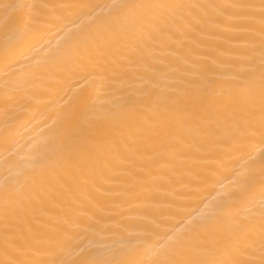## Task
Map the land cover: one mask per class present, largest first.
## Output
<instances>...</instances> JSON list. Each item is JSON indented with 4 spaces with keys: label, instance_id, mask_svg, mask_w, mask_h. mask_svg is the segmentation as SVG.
Returning a JSON list of instances; mask_svg holds the SVG:
<instances>
[{
    "label": "snow or ice",
    "instance_id": "6c2138e0",
    "mask_svg": "<svg viewBox=\"0 0 264 264\" xmlns=\"http://www.w3.org/2000/svg\"><path fill=\"white\" fill-rule=\"evenodd\" d=\"M30 7L38 6H3L0 46L6 60L43 23L34 11L27 12ZM107 7L120 21L114 36L156 20L148 15L154 12L168 13L162 19L179 27L155 24L147 32L150 43L135 60L141 95H129L118 108L97 106L89 98L83 126L64 136L58 156L0 183V264H64L58 257L68 249L81 257L78 264H264V160L258 211L251 196L226 197L192 222L187 234L173 237L160 258H141L152 246L130 240L127 229L113 230L109 217L117 201L143 195L140 189L157 176L154 162L175 159L192 138L217 124L227 122L242 135L264 141V0H114ZM209 40L219 42L212 52ZM221 67L235 70L220 75L214 68ZM21 100L6 94L5 114L12 116ZM239 183L251 192L254 173L242 175ZM64 192L78 193L67 208L57 203Z\"/></svg>",
    "mask_w": 264,
    "mask_h": 264
},
{
    "label": "bare ground",
    "instance_id": "6f19581e",
    "mask_svg": "<svg viewBox=\"0 0 264 264\" xmlns=\"http://www.w3.org/2000/svg\"><path fill=\"white\" fill-rule=\"evenodd\" d=\"M113 2L0 0V23L6 4L37 5L27 12L34 11L43 22L22 46L12 50L7 60L0 46V183L18 171L42 164L45 158L58 156L65 148L64 136L75 126H83L88 113L85 101L89 98L97 106L118 108L129 95L142 94V83L134 75L140 68L135 60L136 54L150 43L146 40L147 32L155 24L173 29L179 24L164 21L162 18L168 13L154 12L148 15L157 17L156 20L129 26L114 36L120 21L109 15L107 6ZM127 2L223 4L244 0ZM2 37L0 32V45ZM206 43L212 52L219 42ZM256 63L258 75V51ZM239 67L243 69L245 65L240 63ZM214 70L227 75L235 69ZM6 94L22 98L12 109V116L5 114ZM262 160L264 141L259 135L248 137L227 122L217 124L192 138L175 159H162L151 165L157 176L140 189L143 195L123 204L117 201L110 207L113 230L127 229L129 239L141 247L147 241L152 250L141 258H160L171 247L173 237L187 234L192 222L226 197L251 196L258 211ZM249 172L255 176L251 192L239 183L240 177ZM50 181L55 183V178ZM74 195L78 193L64 192L58 205L69 207ZM36 211L39 214L40 210ZM58 258L64 264H78L81 257L68 249ZM254 258L259 260L258 251Z\"/></svg>",
    "mask_w": 264,
    "mask_h": 264
}]
</instances>
